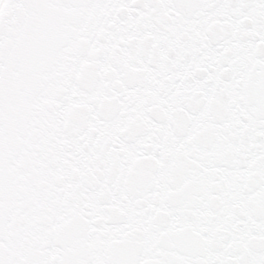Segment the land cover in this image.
<instances>
[{"label": "snow or ice", "instance_id": "6c2138e0", "mask_svg": "<svg viewBox=\"0 0 264 264\" xmlns=\"http://www.w3.org/2000/svg\"><path fill=\"white\" fill-rule=\"evenodd\" d=\"M0 264H264V0H0Z\"/></svg>", "mask_w": 264, "mask_h": 264}]
</instances>
